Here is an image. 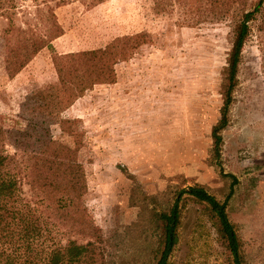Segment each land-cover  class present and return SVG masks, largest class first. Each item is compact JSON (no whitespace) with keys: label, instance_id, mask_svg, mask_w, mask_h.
<instances>
[{"label":"rangeland","instance_id":"rangeland-1","mask_svg":"<svg viewBox=\"0 0 264 264\" xmlns=\"http://www.w3.org/2000/svg\"><path fill=\"white\" fill-rule=\"evenodd\" d=\"M51 13L63 33L13 73L8 46L46 33ZM206 17L175 0H6L0 8L4 127L23 124L18 112L27 94L57 85L54 52L134 38L114 64L115 80L86 89L51 125L56 140L79 148L82 203L110 241L111 264H153L152 211L166 208L173 189L190 183L184 179L219 200L232 190L226 213L242 264H264V28L254 21L243 45L230 121L213 158L211 128L220 116L232 27ZM179 231L169 264H226L213 226L189 201Z\"/></svg>","mask_w":264,"mask_h":264},{"label":"trees","instance_id":"trees-1","mask_svg":"<svg viewBox=\"0 0 264 264\" xmlns=\"http://www.w3.org/2000/svg\"><path fill=\"white\" fill-rule=\"evenodd\" d=\"M6 0H0V8ZM183 7L196 6L213 22L227 21L232 27L225 76L222 80L220 116L211 128L212 155L218 158L222 130L229 124L243 45L252 23L264 28V0H175ZM46 33L11 43L7 49L11 71L17 73L42 48L63 33L51 13ZM132 36L117 37L104 47L64 54L53 53L57 85L37 89L20 103L23 124H0V264H111L110 241L89 217L82 198L87 189L77 146L56 140L51 125L60 111L96 84L115 80L114 64L128 56ZM13 148L12 152L6 146ZM233 178H236L227 174ZM172 191L169 205L152 211L156 237L153 264H169L179 242L182 206L191 202L210 221L216 244L226 264H242L241 241L226 213L232 190L224 200L197 182ZM28 186L27 192L22 184Z\"/></svg>","mask_w":264,"mask_h":264}]
</instances>
